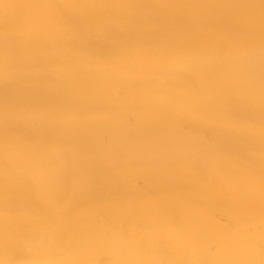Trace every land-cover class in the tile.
Here are the masks:
<instances>
[{
  "label": "bare ground",
  "instance_id": "1",
  "mask_svg": "<svg viewBox=\"0 0 264 264\" xmlns=\"http://www.w3.org/2000/svg\"><path fill=\"white\" fill-rule=\"evenodd\" d=\"M0 264H264V0H0Z\"/></svg>",
  "mask_w": 264,
  "mask_h": 264
}]
</instances>
